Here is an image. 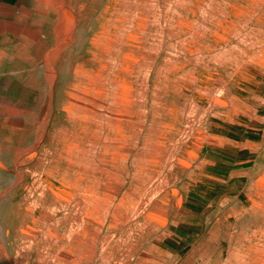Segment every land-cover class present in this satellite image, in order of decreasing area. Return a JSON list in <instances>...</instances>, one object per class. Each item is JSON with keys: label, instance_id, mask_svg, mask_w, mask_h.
<instances>
[{"label": "rangeland", "instance_id": "rangeland-1", "mask_svg": "<svg viewBox=\"0 0 264 264\" xmlns=\"http://www.w3.org/2000/svg\"><path fill=\"white\" fill-rule=\"evenodd\" d=\"M41 21L0 57V264H264V0Z\"/></svg>", "mask_w": 264, "mask_h": 264}, {"label": "crops", "instance_id": "crops-1", "mask_svg": "<svg viewBox=\"0 0 264 264\" xmlns=\"http://www.w3.org/2000/svg\"><path fill=\"white\" fill-rule=\"evenodd\" d=\"M52 8V0H0V57L15 55L22 40L33 31L24 24L42 23Z\"/></svg>", "mask_w": 264, "mask_h": 264}, {"label": "bare ground", "instance_id": "bare-ground-1", "mask_svg": "<svg viewBox=\"0 0 264 264\" xmlns=\"http://www.w3.org/2000/svg\"><path fill=\"white\" fill-rule=\"evenodd\" d=\"M205 136V135H204ZM150 218H152V217H150Z\"/></svg>", "mask_w": 264, "mask_h": 264}]
</instances>
